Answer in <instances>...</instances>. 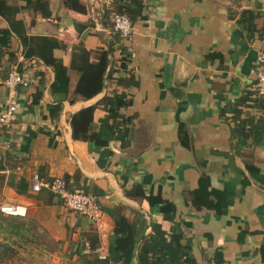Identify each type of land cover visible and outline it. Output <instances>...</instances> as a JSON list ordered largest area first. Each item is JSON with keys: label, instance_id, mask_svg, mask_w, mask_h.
<instances>
[{"label": "crops", "instance_id": "1", "mask_svg": "<svg viewBox=\"0 0 264 264\" xmlns=\"http://www.w3.org/2000/svg\"><path fill=\"white\" fill-rule=\"evenodd\" d=\"M0 2L10 9L0 30L11 31L0 47V114L16 107L0 123V204L25 207L70 264L116 259L129 243V264H141L142 247L148 264H174L173 236L180 264H264V116L253 74L264 0H141L127 42L108 38L115 0ZM24 37L61 45L53 57L66 68V91L51 89L55 62L24 57ZM78 47L94 64L107 52L102 90L90 99L75 92ZM16 66L26 89L5 85ZM87 107L104 146L72 138L71 119ZM35 174L96 196L101 229L33 192ZM201 178L227 194L221 213L191 204Z\"/></svg>", "mask_w": 264, "mask_h": 264}, {"label": "trees", "instance_id": "2", "mask_svg": "<svg viewBox=\"0 0 264 264\" xmlns=\"http://www.w3.org/2000/svg\"><path fill=\"white\" fill-rule=\"evenodd\" d=\"M113 12L117 14H125L127 15L132 22L136 20V18H142L143 7L141 4V0H115L113 4ZM2 9L10 10L8 7L3 6L2 2H0V13H2ZM17 22H12L10 28L14 31L18 28ZM10 30H0V47H5L8 44L10 38ZM23 46L25 48L24 57L26 59L32 58L41 60L44 62H55L54 72H55V80L51 86L52 91L63 92L67 90L66 85V68L63 67L60 61H57L53 57V51L61 47V45L52 38H22ZM110 48V47H109ZM111 50V49H109ZM122 57V68L126 71V65L129 63L131 54L126 51L123 52ZM98 56V63L94 64L90 62L91 53L87 52L82 47L75 48L72 54L71 60V69L75 70L79 75V80L76 87V94L81 98L90 99L97 95L103 87V78L106 72L107 67V52L98 51L96 52ZM18 71H22V68L16 66ZM121 103V102H120ZM60 108L54 107L51 108V115L54 114L56 110ZM93 107H87L76 115H74L71 119V128H72V138L74 140L94 143L95 145L104 146L107 143L99 140L94 132L93 128ZM66 182V181H65ZM68 186V185H67ZM71 190L70 188H68ZM73 191V190H71ZM88 193V192H85ZM190 201L193 207L195 208H205L215 213L219 214L223 209L226 208V198L227 194L224 191H218L211 189L209 187V181L205 178H201L199 180L198 188L190 194ZM150 203L154 201L149 198ZM160 200H158L159 202ZM18 217H10L4 216L0 214V231L2 233L9 234L12 237L18 238L21 236L22 230H26V222L18 221ZM30 230V228H29ZM11 237L5 238V240H10ZM173 263H179V255L181 254L182 248L179 245L178 236H173ZM8 252H13L10 243H4L0 241V254L4 255ZM133 252V245L130 243L127 245L126 249L120 250V256L116 259L109 260H86L85 257L81 258L85 261V264H129L130 258ZM144 255H148V251L145 250V247L141 248V252L139 254V259L141 260V264H148V258ZM5 257H8L5 255ZM2 255L0 256V259ZM146 259V260H143ZM1 263V260H0ZM152 264H159L157 259H153Z\"/></svg>", "mask_w": 264, "mask_h": 264}, {"label": "built area", "instance_id": "3", "mask_svg": "<svg viewBox=\"0 0 264 264\" xmlns=\"http://www.w3.org/2000/svg\"><path fill=\"white\" fill-rule=\"evenodd\" d=\"M134 33V25L130 18L125 14L113 13L110 18L109 39L116 37L121 41H130ZM254 88L257 97L263 103L262 115L264 116V51L256 54L254 61ZM30 78L25 71H18L17 67H13L5 80V85L11 88L21 87L28 88ZM16 111L15 105H10L0 114V123L9 125L13 114ZM33 192L45 190L55 196L65 208V210L87 219L93 226L100 228L101 210L96 196L85 193L81 190L71 191L68 189L67 183L62 178L46 179L39 174L32 176ZM0 214L10 217L24 218L27 215L25 207L17 204L3 203L0 204ZM85 252L89 253L90 248L85 244Z\"/></svg>", "mask_w": 264, "mask_h": 264}, {"label": "rangeland", "instance_id": "4", "mask_svg": "<svg viewBox=\"0 0 264 264\" xmlns=\"http://www.w3.org/2000/svg\"><path fill=\"white\" fill-rule=\"evenodd\" d=\"M25 221L26 230H22L21 236L12 237L0 231V241L10 243L13 252L2 255L0 264H70L68 255L64 254L63 247L55 243L47 230L36 222H31L29 215L24 218H17ZM102 225L100 222V228ZM30 228V230H29ZM11 237L10 240L5 238Z\"/></svg>", "mask_w": 264, "mask_h": 264}]
</instances>
